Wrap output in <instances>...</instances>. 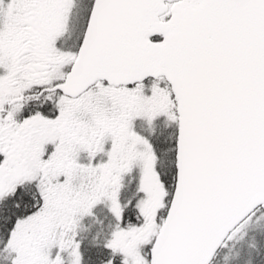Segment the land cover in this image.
Wrapping results in <instances>:
<instances>
[{"label": "snow or ice", "instance_id": "snow-or-ice-1", "mask_svg": "<svg viewBox=\"0 0 264 264\" xmlns=\"http://www.w3.org/2000/svg\"><path fill=\"white\" fill-rule=\"evenodd\" d=\"M0 264H264V0H0Z\"/></svg>", "mask_w": 264, "mask_h": 264}]
</instances>
